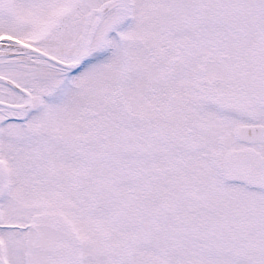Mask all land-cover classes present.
<instances>
[{"label": "snow or ice", "instance_id": "snow-or-ice-1", "mask_svg": "<svg viewBox=\"0 0 264 264\" xmlns=\"http://www.w3.org/2000/svg\"><path fill=\"white\" fill-rule=\"evenodd\" d=\"M0 264H264V0H0Z\"/></svg>", "mask_w": 264, "mask_h": 264}]
</instances>
